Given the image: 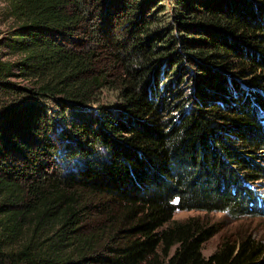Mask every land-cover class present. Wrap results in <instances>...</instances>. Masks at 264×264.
Masks as SVG:
<instances>
[{"label": "trees", "instance_id": "trees-1", "mask_svg": "<svg viewBox=\"0 0 264 264\" xmlns=\"http://www.w3.org/2000/svg\"><path fill=\"white\" fill-rule=\"evenodd\" d=\"M3 1L0 264H264V0Z\"/></svg>", "mask_w": 264, "mask_h": 264}, {"label": "rangeland", "instance_id": "rangeland-1", "mask_svg": "<svg viewBox=\"0 0 264 264\" xmlns=\"http://www.w3.org/2000/svg\"><path fill=\"white\" fill-rule=\"evenodd\" d=\"M233 1L236 2L235 0ZM247 1L252 2L253 0H247ZM13 26H15V22L9 16L7 4L5 1L0 0V55L4 51V47L1 45V42L8 35V31ZM199 34H203V31L190 30L187 32V36H191V35L195 36ZM95 51H97V49ZM2 58L13 60L15 56L7 54L2 56ZM235 63L237 62L234 61V64ZM234 64L232 66H234ZM181 65H184L185 67H187L186 65H188L189 67L187 58L181 60ZM104 68L106 71H109V73H111V70L119 71L120 65L118 63L117 64L113 63V66H111V68L110 65ZM233 71H234L233 67L228 69V72H233ZM193 72H195V68H192L189 71V73L191 74H193ZM239 79L240 80H237V82H239V84L242 85V80L247 79V77H244L243 79L241 78ZM16 81H20V80H16ZM112 82L116 83L115 81ZM110 87L112 86L109 85L108 87L102 88V91L100 92V97H98L101 104L105 102L102 101L104 97H107L109 96V94L112 93V90L109 89ZM254 92L255 91H253V93ZM262 92L259 91L258 96L263 99L264 93ZM88 105L90 107L94 106V104L92 105L88 104ZM259 108H261L262 111L263 107L259 106ZM263 118L264 117L262 113L259 115V119L262 121ZM251 159L254 160L253 162L257 166L264 169V149L255 151L253 158L251 157ZM253 186L255 188L254 191H256L261 197L264 198V179H258L253 184ZM189 217L200 221V223L202 224H211L216 228V232L209 239L203 242L201 246V252L203 255H208L209 253H211L216 248V246L220 242L225 240L227 237H233L234 235H240V234H244V235L250 234L254 239L259 240V242L264 246V213L242 214L239 217H235V218L230 217L228 214L224 212H215V211L204 212L200 210H175L172 213V219L175 220H184Z\"/></svg>", "mask_w": 264, "mask_h": 264}]
</instances>
